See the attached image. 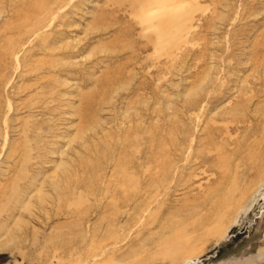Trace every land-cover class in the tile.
<instances>
[{"label":"rangeland","instance_id":"374dc122","mask_svg":"<svg viewBox=\"0 0 264 264\" xmlns=\"http://www.w3.org/2000/svg\"><path fill=\"white\" fill-rule=\"evenodd\" d=\"M139 1L1 0L0 34L53 12L9 89L0 264H264V0H177L193 31L161 45Z\"/></svg>","mask_w":264,"mask_h":264},{"label":"bare ground","instance_id":"6f19581e","mask_svg":"<svg viewBox=\"0 0 264 264\" xmlns=\"http://www.w3.org/2000/svg\"><path fill=\"white\" fill-rule=\"evenodd\" d=\"M46 1V0H45ZM5 2V1H4ZM184 2H187V1H177V0H156V1H139V4H141L142 6L140 7V10L141 12L143 13V15L140 16V20L141 21V24L143 25V22L144 23H151L154 18H157L158 19V22L161 23V25L163 26V28L159 27L160 30L157 31V36H156V32H155V36L157 37L156 39V42H160L159 44H163L161 43L163 38H166V36L168 37V39L171 37L172 38V34L170 35V37L168 36V34L170 33L171 30V27H174L177 31V34H180V36L182 37L183 34H185L186 32L189 34L190 31H193V24H192V20L194 18V14L192 13V11L190 10L189 6L188 8H186ZM196 2V1H195ZM0 3H1V0H0ZM138 3V2H137ZM144 3V4H143ZM189 3V2H188ZM8 4V3H7ZM43 6H41L39 9L40 13L43 15L41 17H36V21H35V24L31 23L30 21H28L31 17L30 16H26L25 14V17L23 18V20L25 21L24 25H15L14 28H12L11 30L10 29H6L2 34H0V42H3V45L5 46V49L4 51H1L0 52V162L3 158H10L12 160H15V163H14V166H18L19 165V162L21 163V161L19 160H16L15 156H16V153L18 151V147L16 146H13L11 145L12 143H10V137H9V134H10V122L8 121L9 118V113L10 111L13 109V104L11 103L10 100V93L11 91L9 90L10 88H12V78L13 76L15 75V71L18 69V67L21 65V62L20 61V54H19V49L23 46V48L28 44V43H31L32 42V37H34L36 35V32L38 33L40 31V29H45L47 27V11H52V9L48 8V4L47 2L42 3ZM148 4V5H147ZM138 5V4H137ZM136 5V6H137ZM189 5V4H188ZM8 6V5H7ZM5 8L3 5H0V20H5L4 19V15L3 13L7 11H5ZM194 8V7H193ZM189 9V10H188ZM197 11V10H196ZM28 14V13H27ZM40 14V15H41ZM55 14V12H54ZM15 15V14H14ZM27 17V19H26ZM28 21V22H27ZM7 22V21H6ZM152 24V23H151ZM164 24V25H163ZM29 26V30H27L28 27H26V30H25V26ZM147 25V24H146ZM150 25V24H149ZM155 25V24H154ZM153 25V26H154ZM157 25V23H156ZM160 25V24H159ZM157 25V26H159ZM22 27L19 28V27ZM148 26V25H147ZM146 26V27H147ZM151 26V25H150ZM167 26V27H165ZM156 27V26H155ZM19 28V29H18ZM153 27H150V29H152ZM148 29V30H150ZM158 29V28H156ZM168 29H170V31H168ZM195 29V28H194ZM143 30V29H142ZM147 30V31H148ZM24 31V32H22ZM145 33V29L143 30ZM185 31V32H184ZM196 31V30H195ZM194 31V32H195ZM16 33V34H15ZM18 33V34H17ZM22 33V34H21ZM148 33V32H147ZM154 33V31H153ZM13 34H15L13 36ZM20 36V37H19ZM173 37H174V33H173ZM167 39V41H168ZM171 40V39H169ZM180 41V39H178ZM177 40V41H178ZM166 41V42H167ZM173 41V39L171 40ZM177 41L175 42V44L173 45V42H169V44L173 46L176 45ZM189 41V40H187ZM188 43V42H187ZM154 44H156L154 42ZM158 44V45H159ZM168 44V45H169ZM182 44L179 42V45ZM2 45V47H4ZM167 45V46H168ZM179 45L177 47H179ZM186 45V43L184 44ZM181 46V49H186L185 47ZM189 46V44H187ZM155 47V46H154ZM153 47V48H154ZM157 47V45H156ZM160 47L161 49V46H158L157 48H154V49H158ZM166 47V46H165ZM170 47V46H169ZM193 47V46H191ZM22 48V49H23ZM167 49V47H166ZM169 51H173L175 49L172 50V47L168 48ZM171 49V50H170ZM25 50V49H24ZM23 50V51H24ZM155 50V51H156ZM177 50V49H176ZM175 50V51H176ZM157 51L161 52V51L158 49ZM181 52V50H179ZM178 52V51H176ZM174 52V53H176ZM155 55L157 52H154ZM165 53H168L165 51ZM170 53L171 57L174 56L175 54H172ZM182 53V52H181ZM160 54V53H158ZM157 54V55H158ZM180 54V53H179ZM184 53H182V55H179V56H183ZM22 55V54H21ZM164 55V54H163ZM160 56L162 57V54H160ZM169 56V54L167 55ZM159 57V56H158ZM176 57H177V54H176ZM184 57V56H183ZM175 58V56H174ZM178 58V57H177ZM180 58V57H179ZM178 58V59H179ZM182 58V57H181ZM168 59V58H167ZM173 59V57H172ZM28 60V59H27ZM176 60V59H175ZM173 59V61H175ZM183 61V59H181ZM179 61V60H178ZM24 62V61H23ZM28 62V61H27ZM44 62H47V60H44ZM183 63V62H182ZM23 64V63H22ZM44 64V63H43ZM34 65V64H33ZM36 65V64H35ZM16 66V67H15ZM21 67V66H20ZM19 67V68H20ZM34 67V66H33ZM42 67V66H41ZM155 67V66H153ZM39 69H40V66H39ZM30 70V69H29ZM33 70V69H32ZM31 70V71H32ZM206 70L208 71V69L206 68ZM205 70V71H206ZM205 75H206V72H205ZM107 79V78H106ZM112 79V78H111ZM208 82V81H207ZM46 86V85H45ZM202 86V85H201ZM21 88V86H20ZM19 88V89H20ZM28 89V88H27ZM30 89V88H29ZM200 90V89H199ZM201 97V96H200ZM3 99H8V103H6V107H8V110L7 113H3L1 111V107L3 105ZM193 103V102H192ZM219 108V107H218ZM217 108V109H218ZM220 109V108H219ZM222 110V108L220 109ZM218 112V111H217ZM221 112V111H220ZM2 114V115H1ZM217 115V114H216ZM219 116V115H217ZM85 118V117H84ZM93 118V117H92ZM15 120V119H14ZM87 120V119H86ZM85 120V122H86ZM97 121V120H96ZM88 126H90L88 124ZM94 126V125H93ZM13 127V126H12ZM91 127V126H90ZM88 129V128H87ZM27 130L28 128H25L24 129V134H28L27 133ZM83 136V134H82ZM78 138L81 137L80 134L77 135ZM25 139V138H24ZM76 140L75 138H71L70 139V143L72 141ZM15 142V141H14ZM24 143H27L24 141ZM17 144V143H16ZM31 146V145H30ZM14 147V149H13ZM9 148V149H8ZM15 148L17 150H15ZM31 148V147H29ZM33 148V147H32ZM27 151V149H26ZM23 152V151H22ZM30 150L28 149V152L26 153L25 155V162H26V159L30 161ZM24 153V152H23ZM19 154V153H18ZM53 154V153H52ZM21 155V154H20ZM51 155V154H50ZM197 156V155H196ZM34 157V155H33ZM34 159V158H33ZM198 159V158H197ZM201 159V158H200ZM29 163V162H28ZM62 163V162H61ZM24 164V163H23ZM59 165H62V164H59ZM58 165V167H59ZM177 166V165H176ZM19 167V166H18ZM177 168V167H175ZM63 169V167H62ZM17 171V170H16ZM36 171V170H35ZM175 171V169H174ZM205 171V170H204ZM25 172V171H24ZM38 172V171H36ZM177 172V171H176ZM34 173V171H33ZM18 174V173H17ZM35 174V173H34ZM170 174V173H169ZM55 176V175H54ZM174 176V175H173ZM53 177V176H52ZM12 181L15 188H17V197H18V200L19 202L22 204V209L23 210H30V206L32 205V195L31 192L32 190H30L32 188L33 185L36 184V178L35 176H29V175H22L21 173L18 174L14 179H9V182L11 183ZM21 181V182H20ZM173 181V180H172ZM50 185L51 186H55V184L57 183V181H55V179H53L52 181L50 180ZM43 184L44 183H41V185L39 186L38 188V192L42 190L43 188ZM36 192V191H35ZM39 192V193H40ZM39 193L37 194V197L39 195ZM6 195V194H5ZM44 195V193H43ZM40 196H41V193H40ZM28 197V199H26ZM9 198V197H8ZM42 197H40L41 199ZM21 199V200H20ZM38 200H40L39 198H37ZM45 200V199H44ZM42 200V201H44ZM40 202V201H39ZM24 203V204H23ZM41 203V202H40ZM26 212V211H25ZM34 212V211H33ZM12 217H14L13 214H8L7 217L4 218L3 222L0 223V250H2L4 247H8V244L10 243L11 241V232H12V229L9 231V225H6V222L11 219ZM9 228V229H8ZM201 228V227H200ZM191 261L192 263L191 264H195V261L193 262V260H188V262Z\"/></svg>","mask_w":264,"mask_h":264}]
</instances>
